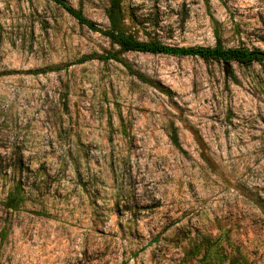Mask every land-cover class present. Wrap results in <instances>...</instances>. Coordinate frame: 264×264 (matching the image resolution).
I'll return each mask as SVG.
<instances>
[{"label":"rangeland","instance_id":"1","mask_svg":"<svg viewBox=\"0 0 264 264\" xmlns=\"http://www.w3.org/2000/svg\"><path fill=\"white\" fill-rule=\"evenodd\" d=\"M63 1L109 27V0ZM121 7L141 42L264 52V0ZM230 72L0 0V264H264V63Z\"/></svg>","mask_w":264,"mask_h":264},{"label":"trees","instance_id":"2","mask_svg":"<svg viewBox=\"0 0 264 264\" xmlns=\"http://www.w3.org/2000/svg\"><path fill=\"white\" fill-rule=\"evenodd\" d=\"M60 9L71 16L80 26L85 27L89 31L99 33L102 37L107 39L113 46L119 49L121 53L136 52L149 55H163L172 57H191L199 58L205 62L222 63L227 70L229 76L235 81V78L230 72V64L234 63L244 68H248L253 64L264 63V52L257 48L248 49L243 46L236 48H224L220 39L216 38L215 46L212 48L197 47V48H179L165 46L159 42L149 41L141 42L127 35L123 31L122 18V0H109V7L107 10V19L109 27L105 30L98 29L93 23L87 20L80 11H76L70 6L66 5L63 0H50ZM107 60L120 62L115 55H108ZM175 140V138L173 139ZM176 142V141H174ZM7 202H16L21 197V193L8 194Z\"/></svg>","mask_w":264,"mask_h":264}]
</instances>
